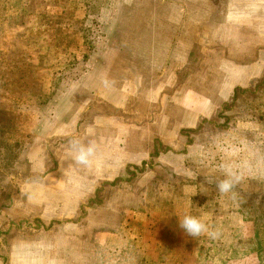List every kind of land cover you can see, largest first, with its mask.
Here are the masks:
<instances>
[{
  "label": "rangeland",
  "instance_id": "374dc122",
  "mask_svg": "<svg viewBox=\"0 0 264 264\" xmlns=\"http://www.w3.org/2000/svg\"><path fill=\"white\" fill-rule=\"evenodd\" d=\"M0 264H264V0H0Z\"/></svg>",
  "mask_w": 264,
  "mask_h": 264
},
{
  "label": "clouds",
  "instance_id": "9594fccd",
  "mask_svg": "<svg viewBox=\"0 0 264 264\" xmlns=\"http://www.w3.org/2000/svg\"><path fill=\"white\" fill-rule=\"evenodd\" d=\"M102 84L105 88H111L113 86V83L106 78L102 80ZM96 152L97 145L93 140L83 142L78 138L69 139L64 161H71L74 165L88 168L91 167ZM221 169L224 178L217 181L215 187L219 194L230 196L231 199L236 200L238 193L235 189L242 181L243 176L228 165H221ZM178 227L186 235L193 238L205 235L211 240H218L221 237L220 229L213 228L198 217L190 214H186L178 220Z\"/></svg>",
  "mask_w": 264,
  "mask_h": 264
},
{
  "label": "crops",
  "instance_id": "0c3cea01",
  "mask_svg": "<svg viewBox=\"0 0 264 264\" xmlns=\"http://www.w3.org/2000/svg\"><path fill=\"white\" fill-rule=\"evenodd\" d=\"M237 74H238V78L241 79V77H239V75H242V73L240 71H237ZM82 186L83 185H80L79 188H82ZM22 190L26 194V199L25 200H27L29 202L30 201L31 202H34L36 200V198H37V196H36V194H34V192H36L38 194V192H40L41 188L38 187V186L36 187V185H34V184H28L27 186L23 187ZM22 194H24V193L22 192ZM61 196H63L62 193H61ZM69 200L71 201L72 199H69ZM77 200L78 199H75V206L77 205ZM65 201L66 200H64L61 197L60 200H59V203L65 202ZM43 209H45V208H43ZM63 209H65V205L63 206ZM55 211H58L59 212V209H56V208H53L52 209V212H53L54 215H55ZM48 245H50V243ZM52 245H53V243H52ZM19 246H21V245H19L18 242H15V243L11 244V246L9 247V249H10V251H17L18 249H16V248H18Z\"/></svg>",
  "mask_w": 264,
  "mask_h": 264
},
{
  "label": "trees",
  "instance_id": "16d2710c",
  "mask_svg": "<svg viewBox=\"0 0 264 264\" xmlns=\"http://www.w3.org/2000/svg\"><path fill=\"white\" fill-rule=\"evenodd\" d=\"M220 132H215L217 135H220L221 136V138L223 139L222 140V145L223 144H227V140L226 141H224L225 139H228V138H230L232 135H235L236 134V132L237 131H235V132H233V133H228V132H226V131H224V130H219ZM238 133V132H237ZM241 141L240 140H236L235 141V145L236 144H238V143H240ZM204 148H206V144H204Z\"/></svg>",
  "mask_w": 264,
  "mask_h": 264
}]
</instances>
